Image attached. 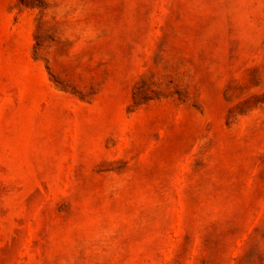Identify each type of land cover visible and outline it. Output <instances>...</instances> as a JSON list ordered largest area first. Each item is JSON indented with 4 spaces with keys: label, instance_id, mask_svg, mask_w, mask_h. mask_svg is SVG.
<instances>
[{
    "label": "rangeland",
    "instance_id": "rangeland-1",
    "mask_svg": "<svg viewBox=\"0 0 264 264\" xmlns=\"http://www.w3.org/2000/svg\"><path fill=\"white\" fill-rule=\"evenodd\" d=\"M0 264H264V0H0Z\"/></svg>",
    "mask_w": 264,
    "mask_h": 264
}]
</instances>
